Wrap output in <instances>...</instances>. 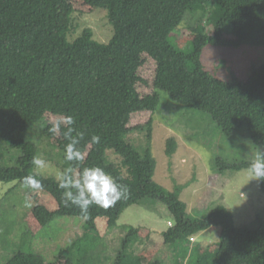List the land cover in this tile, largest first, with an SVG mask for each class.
<instances>
[{"label":"trees","instance_id":"obj_1","mask_svg":"<svg viewBox=\"0 0 264 264\" xmlns=\"http://www.w3.org/2000/svg\"><path fill=\"white\" fill-rule=\"evenodd\" d=\"M79 1L92 9L108 10L114 28L111 42H97L90 30L69 42V27L55 22L67 0H8L0 5V125L12 132L9 145L15 151L6 159L7 154L0 150V182H20L24 176L35 175L32 159L44 149L42 142L37 144L34 138H46L49 116L56 117L57 123L80 105L79 100L88 105L93 101L101 109H89L75 123L69 139H65L66 126L61 123L60 149L65 150L67 143L83 133L77 148L87 153L79 172L66 158L63 172L76 179L85 167H100L127 191L122 187V198L115 204L108 208L93 204L85 215L78 207L64 203V190L58 187V180L35 175L42 184L40 189L51 194L58 204L54 212L45 205L33 208L40 225L48 226L56 217H79L85 220V230L90 231L96 229L97 218L104 217L109 228L114 229L129 207L160 201L175 224L162 233L164 247L172 252L201 232L221 228L214 259L206 261L209 252L200 253L201 248L192 247L187 264H264V217L257 216L237 227L225 205L215 207L201 219L190 217L188 204L181 199L186 187L177 184L174 191H168L155 179L157 163L152 155L142 154L124 140L132 132L133 114L156 112L165 94L195 122L191 134L212 151L214 171L223 174L245 170L256 153L264 150V63L250 67L246 79L230 73L228 80H222L204 68L201 57L207 46L264 47V0ZM207 7H211L213 33L208 34L198 24L193 53L176 50L169 41L171 34L186 20L205 14ZM143 53L156 61L158 68L154 93L140 98L136 85ZM203 116H208L222 132L215 143L209 144L208 136H200ZM93 136H98L99 141L92 142ZM177 145L175 139H169V157ZM109 150L121 158L120 165L126 167L127 176L109 161ZM238 157L250 160L236 161ZM3 159L13 166L2 164ZM259 182L264 192V180ZM67 191L76 194L74 188ZM137 236L138 229L133 227L125 232L118 263L114 264H130L127 249ZM86 237L87 234L74 241L64 254ZM98 251L101 253L99 248ZM158 260L150 264H158ZM58 261L23 251L6 264ZM172 262L178 264L177 260Z\"/></svg>","mask_w":264,"mask_h":264},{"label":"rangeland","instance_id":"obj_2","mask_svg":"<svg viewBox=\"0 0 264 264\" xmlns=\"http://www.w3.org/2000/svg\"><path fill=\"white\" fill-rule=\"evenodd\" d=\"M5 2L8 0H0V5ZM210 11L211 7H207L205 14H198L193 21L186 20L171 34L169 41L176 50L185 54L193 53V39L198 24L203 25L208 34L213 33L209 22ZM55 22L58 26L69 27V42L81 37L86 30L92 31L94 40L102 44L111 42L114 36L108 10L92 9L79 0H67ZM201 60L204 68L219 79L228 80L230 73L246 79L250 67L264 63V47L207 46ZM157 68V62L147 53H143L138 72L139 81L136 85L140 98L154 93ZM79 101L80 105L73 107L68 114L75 119V123L82 120L89 109L90 112L101 109L93 101L89 105L84 104L82 99ZM203 117L200 136H208L209 144L215 143L218 137L222 136V132L208 116ZM48 119L46 138L41 139V135L34 138L36 143L42 142L41 148L44 150L42 153L39 151V157L46 161L48 167L43 172L34 168V173L46 179L58 180L57 174L63 172L65 150L60 149L58 132L50 131L57 118L50 115ZM189 119L191 117H187L182 107L163 94L156 112L133 114L130 122L132 132L126 135L124 140L142 154L152 155L157 163L155 179L168 191H174L177 184L186 187L182 191L181 199L188 204L190 217L201 219L219 205H225L232 212L237 227L250 223L257 216L264 217V192L260 182L251 180L244 170L223 174L214 171L211 162L212 151L191 134L195 122ZM217 130L220 133L218 135ZM171 138L175 139L178 145L175 153L169 157L167 148ZM0 139V150L7 154L8 159L9 155L15 152L9 145L13 141L12 132L2 125ZM81 153L82 160L71 161L73 169L77 172L87 156V153ZM219 153L225 155L226 151ZM107 157L119 168L122 175L127 176L126 167L120 165L121 158L114 151L109 150ZM241 160L250 159H236ZM1 163L13 166L11 162L5 163L4 159ZM40 205H45L51 212L58 209L55 198L48 192L24 188L19 181L0 182V264H6L23 251L41 255L47 261L59 259L58 264L118 263L117 254L119 250L121 252L125 232L131 227L138 229V236L129 243L127 249L130 264H150L157 258L158 264H175L173 259L177 260L178 264H187L192 256V247L201 248L200 253L208 251L205 259L212 261L221 239V228L213 227L194 236L190 243H180L175 252L166 249L162 233L175 224L172 214L160 201H148L146 206L129 207L121 215L118 226L114 229L109 228L106 218L99 217L96 220V229L90 231L85 230V220L79 217H56L48 226L40 225L33 214V208ZM85 233L88 237L81 239V242L64 254V249L70 248L79 238L85 236Z\"/></svg>","mask_w":264,"mask_h":264},{"label":"clouds","instance_id":"obj_3","mask_svg":"<svg viewBox=\"0 0 264 264\" xmlns=\"http://www.w3.org/2000/svg\"><path fill=\"white\" fill-rule=\"evenodd\" d=\"M61 123L66 126L64 131L65 139H69L71 133L75 131V119L72 116H62L61 121L57 122L50 131L57 133L61 130ZM83 133L78 134V138L72 139L65 145V158L68 161H80L83 159L81 151L77 148ZM99 137L93 136L92 142H98ZM35 168L42 172L48 167L46 161L39 156L32 159ZM252 178L251 180H264V150L256 153L251 163L244 170ZM58 187L63 191L64 203L71 204L80 209L82 214H87L91 205L108 208L122 198L120 189L126 187L118 184L112 176L107 174L100 167H85L78 178L72 179L67 172L58 173ZM20 183L24 188L40 189L42 184L35 175H27L21 178ZM76 189L74 195L69 188Z\"/></svg>","mask_w":264,"mask_h":264},{"label":"built area","instance_id":"obj_4","mask_svg":"<svg viewBox=\"0 0 264 264\" xmlns=\"http://www.w3.org/2000/svg\"><path fill=\"white\" fill-rule=\"evenodd\" d=\"M170 224H171V223H170ZM193 240H194V237L191 238V241H193Z\"/></svg>","mask_w":264,"mask_h":264},{"label":"crops","instance_id":"obj_5","mask_svg":"<svg viewBox=\"0 0 264 264\" xmlns=\"http://www.w3.org/2000/svg\"><path fill=\"white\" fill-rule=\"evenodd\" d=\"M56 211V210H55ZM169 223V222H168ZM169 225V224H168Z\"/></svg>","mask_w":264,"mask_h":264}]
</instances>
